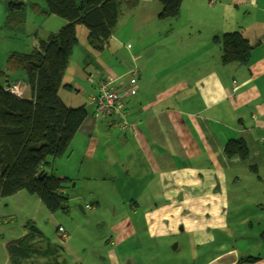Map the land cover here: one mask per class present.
Segmentation results:
<instances>
[{"label": "crops", "instance_id": "0c3cea01", "mask_svg": "<svg viewBox=\"0 0 264 264\" xmlns=\"http://www.w3.org/2000/svg\"><path fill=\"white\" fill-rule=\"evenodd\" d=\"M132 2L121 4L102 51L77 25L79 42L63 81L78 88L63 101L85 104L89 115L60 158L58 176L124 213L111 225L109 242L118 248L141 244L142 233L185 237L191 264H264V0H182L179 15L168 19L159 17L162 0ZM120 21L129 34L115 32ZM235 31L252 45L248 63L223 60L218 38ZM136 68L129 125L118 124L117 114L97 118L98 82L112 77L120 87ZM241 138L247 159L225 150ZM50 160L42 170L56 174L57 160ZM118 253L117 264L139 262L127 250Z\"/></svg>", "mask_w": 264, "mask_h": 264}, {"label": "trees", "instance_id": "16d2710c", "mask_svg": "<svg viewBox=\"0 0 264 264\" xmlns=\"http://www.w3.org/2000/svg\"><path fill=\"white\" fill-rule=\"evenodd\" d=\"M45 2L46 7L38 2L30 3L36 13L54 14L65 18L67 21L65 26L58 33H52L47 39L41 40L38 47L31 52H12L6 60L5 68L0 69V202L4 197L27 190L41 198L51 212H57L69 208L70 198L68 192H65L68 178L59 177L42 168L51 161L50 158L63 157L69 151L75 134L89 115L85 104L68 106L59 96L64 74L78 42L77 25L86 26L89 44L94 49L102 51L108 46L118 24L121 4L125 2L131 6L133 2L132 0H45ZM162 2L160 18H175L179 15L182 0ZM27 4L17 0L9 1V13L22 12L27 8ZM12 22L18 26L22 22L21 15L16 22L9 15L8 24ZM218 42L222 44L224 62L248 63L252 45L241 32L222 34ZM19 69L24 70L27 75L23 97L10 93L3 86L6 80L12 81L8 73ZM99 82L95 97L101 92ZM130 96L125 98L127 114L124 119L127 126L129 122L126 100ZM104 118L108 117L101 119ZM225 150L229 156L239 155L242 159H247L250 154L249 147L242 138L230 140ZM30 224V233L10 242L13 264H21L24 261L34 264L28 262L34 256L49 257L37 264H68L61 260V254L58 253L59 251L61 253V250H57L56 253L53 250L47 252L45 248L35 246V242L31 243L32 237L42 233L36 230L34 224ZM46 252L49 256L45 254Z\"/></svg>", "mask_w": 264, "mask_h": 264}, {"label": "rangeland", "instance_id": "374dc122", "mask_svg": "<svg viewBox=\"0 0 264 264\" xmlns=\"http://www.w3.org/2000/svg\"><path fill=\"white\" fill-rule=\"evenodd\" d=\"M9 1L15 0H0V69L5 68L6 60L12 52H31L41 40L47 39L53 32L58 33L65 26L64 22L66 21L65 18L57 15L38 14L31 7L30 2H38L46 7L45 0H17L28 4L22 12L14 13H9ZM127 10L125 8L123 13L130 15L126 12ZM9 15L13 17L15 22L21 15L22 22L18 26L13 22L8 24ZM136 17L137 14L133 15L131 21H135ZM121 21L115 32L129 34L131 31L122 26ZM141 24L139 22L137 28H140ZM78 26L86 29L83 24ZM79 30L81 29L79 28ZM106 56L108 57V54ZM121 60L126 62L125 58H121ZM109 63L111 65V61ZM121 68H123L122 64ZM8 74L9 79L13 81H24L27 78L26 73L21 69L10 71ZM89 78H96V74L90 73ZM66 82L67 80L64 79L60 86L59 96L67 103V98L71 97V93L76 95L75 89L78 87L72 90V87L67 86ZM87 86L94 85L88 82ZM60 158L62 157L56 158L55 172L57 175L61 173L63 168L62 165H59ZM73 183L75 181L65 183L70 198L68 210L51 212L41 198L27 190L2 198L0 203V264H13L9 248L10 242L30 233V223L34 224L36 230L42 233V235L32 237L31 243L35 242V246L40 249L45 248L47 252L53 250L56 253L61 250V253L60 251L58 253L64 254L63 256L70 263L77 261V264H117L115 255L121 257L118 252L127 250L133 261L139 260L137 264H140L141 260H143V264H151L149 260L155 261L154 264H191L190 247L185 237L182 239L179 237L152 239L142 233L140 235L141 244L131 242L129 245L120 248L112 245L109 242L112 237L111 225L124 213L114 212L112 207L105 206L102 200L93 199L87 194L88 192L82 194L79 186L73 185ZM86 204H90L91 208H85ZM60 226L67 231L69 235L67 240L60 236L58 231ZM178 238L181 240V244L176 247ZM62 247H64L63 250ZM67 248L70 249L67 250ZM205 249L206 246H202L199 252ZM47 252L45 254H48ZM48 258L34 256L28 262L37 264V262H43ZM165 258L170 259V261L162 262ZM21 264L28 263L24 261Z\"/></svg>", "mask_w": 264, "mask_h": 264}, {"label": "built area", "instance_id": "2783aa9c", "mask_svg": "<svg viewBox=\"0 0 264 264\" xmlns=\"http://www.w3.org/2000/svg\"><path fill=\"white\" fill-rule=\"evenodd\" d=\"M114 81L112 77L108 80L100 81L101 92L99 96L94 97L96 105V117H111L114 114L120 116L118 124L122 127H126L125 116L127 114L125 107V98L136 94L139 89L138 85V69L131 70V74L128 82L119 89L113 87L111 84ZM5 90L10 93L23 97L25 94L26 83L22 81H5L3 83ZM87 208L90 209L91 206L88 204ZM60 236L67 240L69 235L64 227L60 226L58 228Z\"/></svg>", "mask_w": 264, "mask_h": 264}, {"label": "water", "instance_id": "95a60500", "mask_svg": "<svg viewBox=\"0 0 264 264\" xmlns=\"http://www.w3.org/2000/svg\"><path fill=\"white\" fill-rule=\"evenodd\" d=\"M73 185H75V183H73ZM82 207V206H81ZM82 209H83V207H82ZM176 246H177V244H176Z\"/></svg>", "mask_w": 264, "mask_h": 264}]
</instances>
